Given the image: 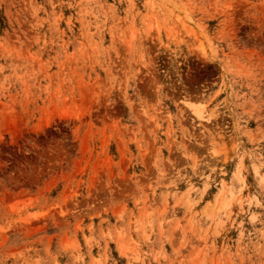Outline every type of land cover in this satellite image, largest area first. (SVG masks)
<instances>
[{
    "label": "rangeland",
    "instance_id": "374dc122",
    "mask_svg": "<svg viewBox=\"0 0 264 264\" xmlns=\"http://www.w3.org/2000/svg\"><path fill=\"white\" fill-rule=\"evenodd\" d=\"M0 264H264V0H0Z\"/></svg>",
    "mask_w": 264,
    "mask_h": 264
}]
</instances>
